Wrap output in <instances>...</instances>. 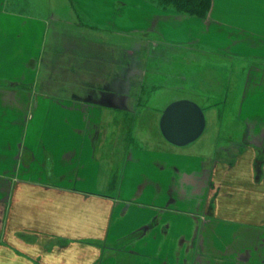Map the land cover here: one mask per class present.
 Listing matches in <instances>:
<instances>
[{
    "label": "crops",
    "instance_id": "0c3cea01",
    "mask_svg": "<svg viewBox=\"0 0 264 264\" xmlns=\"http://www.w3.org/2000/svg\"><path fill=\"white\" fill-rule=\"evenodd\" d=\"M51 4L0 0V264H264V0ZM168 77L239 123L168 142Z\"/></svg>",
    "mask_w": 264,
    "mask_h": 264
},
{
    "label": "rangeland",
    "instance_id": "374dc122",
    "mask_svg": "<svg viewBox=\"0 0 264 264\" xmlns=\"http://www.w3.org/2000/svg\"><path fill=\"white\" fill-rule=\"evenodd\" d=\"M40 3L42 4L43 8H48V7H51V5H52L51 4V0H40ZM54 4L57 5V2L54 3ZM54 4L52 5V7H54ZM60 10H61V8L59 6L58 11H60ZM67 12L69 13V16L71 17V12H70V9L69 8L67 9ZM46 13H50V12L49 11H46ZM52 13L54 15H56L57 14V11H54L53 10ZM204 56H208V54H206ZM179 65L182 67V65H181L180 62H178V63L170 62V63H168V65H166V67H167V69L169 71L176 72V71H178L177 69H178ZM163 69H164V71H166L165 68H163ZM171 80H173V79H171V77H168L166 79V81H165L164 78H158V81L161 82V84H156V85H158V86L161 85L163 87H165V85L166 86H169L170 85L172 88L171 89H165V90L160 88L158 91H156L158 93L156 95V98L157 99L154 100V102H155L154 103L155 104L154 106H157V104H158V108H162V106L165 103H167V101H169V99H171V98H173V97H175L177 95H179V96L181 95L182 97H186L188 99L189 98L194 99L200 107L205 108L206 110H204V116L206 115V118H208V119L210 117L209 114H210L211 111H208L207 110L208 107H206L204 105L205 104H208V103H211V104L212 103H215L214 107L211 110L212 111H213V109L215 110V112L217 114L215 116L217 122L220 121V122L229 123V124L230 123H235V125H237L239 123L240 120H238V118H236V115L231 114V112H235L236 111V109L239 107V103H240L239 98L237 97V96H239V94L235 93V91H233L231 93H228V96H225L224 93L217 94L216 100H213L211 98H209V100H206L205 98H202V95L205 94L204 93V90H203V87H205V86H202V85H206V84H204V83L203 84H199L197 82H193V84L191 85V82L190 83L187 82L188 83L187 85H191L193 87L189 88L187 86H184V87H180V88H176L175 89L174 88L175 87V83L173 85L169 84V82ZM200 86H201V89H200ZM220 86H221V81H220ZM194 87H199L200 91L199 90L197 92L194 91L193 90ZM224 96H225V98L227 97V99H225ZM219 97L220 98L222 97V99H220ZM119 121H120V123H123V125H124L125 128L127 127L128 121H127V118L126 117H122L121 116L119 118ZM230 133H232V132H229V131L224 132L223 131L222 132L223 136H221V137H219L218 134H217V145L227 144L225 142L223 143L222 140L224 139L223 137L225 136V134L227 136V134L230 135ZM118 134H116V133L114 134L115 136L118 135L116 137L117 140L121 138V132H118ZM233 134H238V132H233ZM114 135H113V138L115 140ZM149 135H152L153 136V131H147L146 136H149ZM200 136H199L200 137L199 140H202V138H203L202 136H205V133L202 134V135H200ZM196 140H194L192 142H189V143L183 145L184 146V149H188V148H191L193 146H196V145H194L196 143ZM197 142H199V141H197ZM146 143H147V141H146ZM177 146H179V145H177ZM221 146L223 148H227V147H224L223 145H220V147ZM219 149H222V148H219Z\"/></svg>",
    "mask_w": 264,
    "mask_h": 264
},
{
    "label": "water",
    "instance_id": "95a60500",
    "mask_svg": "<svg viewBox=\"0 0 264 264\" xmlns=\"http://www.w3.org/2000/svg\"><path fill=\"white\" fill-rule=\"evenodd\" d=\"M159 127L163 137L175 145H185L197 139L205 127L202 108L189 99L170 102L162 111Z\"/></svg>",
    "mask_w": 264,
    "mask_h": 264
},
{
    "label": "trees",
    "instance_id": "16d2710c",
    "mask_svg": "<svg viewBox=\"0 0 264 264\" xmlns=\"http://www.w3.org/2000/svg\"><path fill=\"white\" fill-rule=\"evenodd\" d=\"M163 9H173L184 15L204 18L207 16L211 0H146Z\"/></svg>",
    "mask_w": 264,
    "mask_h": 264
}]
</instances>
